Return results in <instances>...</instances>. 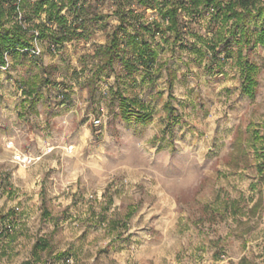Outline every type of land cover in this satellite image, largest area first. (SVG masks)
Listing matches in <instances>:
<instances>
[{
    "label": "rangeland",
    "instance_id": "374dc122",
    "mask_svg": "<svg viewBox=\"0 0 264 264\" xmlns=\"http://www.w3.org/2000/svg\"><path fill=\"white\" fill-rule=\"evenodd\" d=\"M36 1L26 6L39 19ZM116 1L81 0L79 16L65 7L80 25L73 39L59 46L39 36L0 62V264L32 258L41 235L52 244L47 264H66L57 252L72 264H264V179L248 141L251 123L264 120V45L251 54L260 70L248 96L238 66L218 72L189 48L174 51L147 34L178 71L172 98L181 120L167 124L165 69L154 84H141V74L126 83L154 119L125 120L113 98L120 62L90 77L94 46L120 22ZM127 5L143 10L137 0ZM145 15L160 17L153 8ZM182 19L185 37L209 30V13ZM34 75L50 82L21 108L20 84Z\"/></svg>",
    "mask_w": 264,
    "mask_h": 264
},
{
    "label": "trees",
    "instance_id": "16d2710c",
    "mask_svg": "<svg viewBox=\"0 0 264 264\" xmlns=\"http://www.w3.org/2000/svg\"><path fill=\"white\" fill-rule=\"evenodd\" d=\"M128 1L132 0L116 1L120 22L111 31L108 40L94 46L91 52L96 58L91 70L92 80L101 70L114 68L118 61L121 64L122 69L117 71V88L113 91L114 100L119 101L118 115L121 118L143 123L154 119L153 111L139 96L130 92L126 83L136 80L141 74V84H154L158 74L165 69L169 90V99L164 103L167 124L173 125L181 120L172 98L178 71L168 59L163 60L160 47L147 34L155 39L160 35L164 46L174 51L178 47L189 48L197 60H207L205 66L216 68L218 72H224L229 63L238 66L242 92L248 96L255 94L260 65L251 59V54L260 44L264 45V27L254 30L251 25L252 20L264 19V0H137L142 11L129 7ZM82 3L81 0H37L34 12L39 19H36L29 16L26 0H0V62L6 63V51L17 54L33 46L36 31L41 37L50 34L59 46L73 39L80 25L72 24L63 10L68 7L79 16ZM148 8L156 9L160 17H146ZM185 11L196 19L202 18L205 13L210 14L206 35L195 39L184 36L182 16ZM43 12H46L45 20L41 18ZM81 19L84 20V17L81 16ZM44 82L49 83L50 80L38 75L23 80L20 84L24 96L21 108L35 105V98ZM23 114L19 113L20 116ZM249 128H252L249 145L264 179V120L259 124L251 123ZM231 203L237 205L234 200ZM134 210L135 207L133 210L130 208L127 216L130 217ZM109 223L113 228L119 224L116 219H111ZM8 227L6 230L9 233ZM0 234L3 235V231ZM52 250L51 240L41 235L32 245V258L19 264H47ZM66 256L65 252H57L55 259L62 258L64 261Z\"/></svg>",
    "mask_w": 264,
    "mask_h": 264
},
{
    "label": "built area",
    "instance_id": "2783aa9c",
    "mask_svg": "<svg viewBox=\"0 0 264 264\" xmlns=\"http://www.w3.org/2000/svg\"><path fill=\"white\" fill-rule=\"evenodd\" d=\"M39 36H40L39 31H36V37L35 38L38 39ZM28 49H29V47H28ZM32 51L34 53H38L40 50H37L36 48H32ZM15 157H16L17 160L23 161L26 164L31 161V157H29L28 155H23L22 153H17L15 155ZM9 230H11V231L13 230V227L11 225H9ZM73 262H74V258L71 255H67L64 258V263H66V264H72Z\"/></svg>",
    "mask_w": 264,
    "mask_h": 264
},
{
    "label": "crops",
    "instance_id": "0c3cea01",
    "mask_svg": "<svg viewBox=\"0 0 264 264\" xmlns=\"http://www.w3.org/2000/svg\"><path fill=\"white\" fill-rule=\"evenodd\" d=\"M108 38H109V36H107L106 41L108 40ZM106 41H105V42H106ZM105 42H104V43H105ZM118 256H119L118 254H115V253H114V254H112L111 257H113V258H118ZM60 260H61V259H59V261H60ZM119 260H120V259H119ZM63 262H64V261H63ZM126 262H127L126 259H125V258H122V259L119 261V264H125Z\"/></svg>",
    "mask_w": 264,
    "mask_h": 264
}]
</instances>
